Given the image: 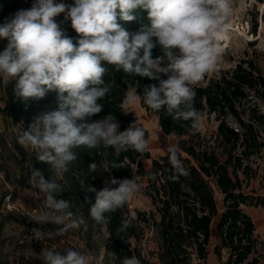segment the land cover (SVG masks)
Returning <instances> with one entry per match:
<instances>
[{
	"label": "clouds",
	"instance_id": "1",
	"mask_svg": "<svg viewBox=\"0 0 264 264\" xmlns=\"http://www.w3.org/2000/svg\"><path fill=\"white\" fill-rule=\"evenodd\" d=\"M2 7V5H0ZM146 10L150 26L130 34L117 22L136 19L135 10ZM64 14L80 38L77 44L69 38L54 19ZM233 14V0H75L70 6L57 0H33L30 8L19 9L0 23V38L8 45L0 52V80L15 81L14 94L23 101L44 98L57 93L58 108L35 117L27 130L22 129L17 142L31 150L38 161L50 166L54 175L46 179L33 169L28 181L42 195L41 210L27 215L38 224L51 223L55 230L33 228L36 241L64 238L72 230L87 223L74 212L69 199H57L65 189L58 178L70 170L75 161L74 148L95 150L109 160L112 169L122 152L145 153L149 149L145 129L134 122L124 131L114 115L93 120L104 105L99 101L111 91L104 77L109 67L130 77H147L157 81L137 93V82L127 80L124 104L127 109L138 103L155 112H163L195 134L201 129L203 113L196 108V91L192 85L211 71L224 53L221 41L227 35ZM158 49L159 54L153 55ZM166 76L167 78H162ZM4 107L0 105V108ZM130 111H125V113ZM109 149L112 152H109ZM166 152L173 182L190 175L179 156L178 145H168ZM96 172V162L89 165ZM156 180L157 175L151 174ZM115 186V187H113ZM95 193L89 216L96 224L108 222V216L122 209L141 190L137 179L109 178L101 190L87 187ZM107 214V215H106ZM130 222H123L125 231ZM61 251L42 250L37 256L41 264H90L89 257L75 247ZM122 264H142L136 255Z\"/></svg>",
	"mask_w": 264,
	"mask_h": 264
},
{
	"label": "trees",
	"instance_id": "2",
	"mask_svg": "<svg viewBox=\"0 0 264 264\" xmlns=\"http://www.w3.org/2000/svg\"><path fill=\"white\" fill-rule=\"evenodd\" d=\"M15 12L0 8V23ZM133 14L136 19L130 22L117 18L121 27L130 34L139 32L142 27L150 26L146 10L137 9ZM54 19L73 43L77 44L80 36L72 28L70 19L66 20L63 13ZM0 39L3 45L8 42L6 38ZM158 54L159 50L154 49L153 55ZM108 67L109 71L104 80L110 85L111 91L99 101L104 105L102 112L92 119L97 120L112 114L121 122L120 131H124L129 125L137 122L133 112L125 115L122 109L124 92L127 90L126 81H136L137 93L140 95L143 94L145 86L158 82L147 77H130L123 69ZM255 69L252 61H239L233 71L219 77L208 78L206 84L192 85L197 93L196 108L203 115L216 113L220 120L218 133L214 138L220 137L224 143L222 154L209 144L208 138L201 135L200 131L193 134L187 126H181L165 113L155 112L141 102L145 109L157 115L162 131L166 135L175 136L179 156L184 167L190 172L187 178L180 177L177 182L168 179L174 172L171 170L167 153L160 158H152L149 150L143 154L128 150L122 152L119 158L123 168L112 169L109 172L106 171L110 167L109 160L114 158L111 154L105 158L95 150L84 147L73 149L76 159L70 165V170L58 178L65 191L57 196V199L71 200L72 210L85 219L87 231L82 227L79 233L86 251L98 256L103 247V264H122L125 258H131L133 254L141 259L142 264H154L142 253L141 245L146 233L151 230L152 241L157 246L155 255L160 264H205L213 236L219 241L214 247V253L222 264H259L260 259L253 257L260 242L255 222L242 208V205L254 207L264 205L263 198L247 194L243 188L244 180L251 175V167L246 159L252 154H259L264 148V140L258 139L255 129V122L261 123L264 120V112H260L259 109L260 103L264 105V75ZM14 87L15 81L5 84L0 80V105L5 103L4 107L0 108V115L3 114L5 120H10L13 125H19L24 121L27 130L37 113L44 114L51 106L57 110L56 92H48L41 99L23 101L15 96ZM250 93L255 94L259 102L254 101L253 121L247 123L242 118L237 104ZM228 115L236 118L239 127L228 123L226 120ZM145 134L147 139L146 129ZM186 136L190 139H186ZM1 141L4 147L7 146L6 140ZM13 143L18 146L17 138L13 139ZM238 147H242L241 152H237ZM109 152L112 150L109 149ZM9 157L14 158L19 169V174L16 175L17 187L30 186L28 181L33 169L40 170L46 179L54 175L50 166L38 161L34 153L31 166L26 165L25 159L16 153L10 154ZM145 159H151L149 168L144 166ZM94 162L97 163L98 169L96 172H90L88 167ZM151 174H156L157 179H150ZM110 177L138 178L139 182L144 179L148 183L144 194L150 198L155 211L137 210L136 217H132L126 204L116 213L110 214L107 223L96 224L89 216L90 203L85 201L87 196L94 202L95 193L87 192L85 189L94 187L101 190ZM7 179H11L9 175ZM217 191L223 195L224 210L221 212L218 208ZM8 195L11 199H16L18 189L2 195L1 202ZM16 218L24 224L22 218L17 215ZM125 221L130 222V226L125 231H120ZM224 249L228 254L225 261L222 260ZM0 264L10 263L0 257Z\"/></svg>",
	"mask_w": 264,
	"mask_h": 264
},
{
	"label": "rangeland",
	"instance_id": "3",
	"mask_svg": "<svg viewBox=\"0 0 264 264\" xmlns=\"http://www.w3.org/2000/svg\"><path fill=\"white\" fill-rule=\"evenodd\" d=\"M33 0H0L3 10L27 9L32 5ZM57 2L65 3L73 6L75 0H57ZM228 38L224 37L221 41L225 46L224 53L216 66L209 72L205 73V79L201 83L206 84L208 78L214 76H221L226 72L233 71L239 61H252L256 69L255 71L261 72L264 75V2L259 0H233V14L228 22ZM232 28V29H230ZM8 45L2 44L0 39V52L4 51ZM247 66V63H245ZM162 78L166 79V76L162 75ZM255 94L250 93L246 99L241 100L237 104L239 111L242 113V118L245 122L253 121V105L255 104ZM259 102V100H257ZM5 105V103H3ZM122 109L134 113L137 117L136 125L143 127L147 130L149 151L152 158H160L165 155L168 145L176 144L175 136L173 134L166 135L158 123L157 115L145 109L141 103H138L134 108L127 109V106L122 103ZM260 112H264V105L260 103ZM54 106L48 107L46 112L54 111ZM45 112V113H46ZM130 112L125 113L128 115ZM42 115L37 113L35 117ZM32 119L31 123L34 121ZM119 123L120 121L116 119ZM228 123L234 127H239V124L234 116L228 115L226 117ZM220 120L216 113H205L204 120L202 122L201 129L199 130L201 135L208 138L209 144L215 147L219 154L224 152V143L218 138H214V135L218 133V124ZM25 130V123L22 121L19 125H13L10 120L6 121L3 114L0 115V136L3 140L7 141V146L4 147L0 137V257L3 260L9 261L10 264H41L37 259V256L42 250L54 249L63 252V249L67 247H75L85 253L89 259L90 264H103L102 255L103 247L101 248L100 255L94 256L91 252L86 251V247L79 230L70 231L66 237L57 240L47 241L46 244L39 245L37 247H31L27 245H20L18 238L24 230V225L20 223L16 215L20 217V212L25 210H32L34 207H38L41 210V200L43 195L30 186L20 187L17 185V176L19 169L16 165L14 158L9 157L10 154L16 153L20 158L25 159V164L32 165V152L31 150H25L22 146H18L13 143V139L18 137L21 130ZM255 129L257 130V136L260 141L264 140V120L263 122H255ZM190 139L189 136L185 137ZM242 147H238L237 152H241ZM259 154H252L250 158L246 159L251 167V175L248 179L244 180V192L255 197L259 196L264 199V148ZM222 156V155H221ZM222 157H225L224 155ZM144 166L149 168L151 166V159H145L143 161ZM2 169V170H1ZM7 175L11 179H7ZM17 175V176H16ZM242 178H244L242 174ZM138 179V178H136ZM139 180V179H138ZM139 182V181H138ZM141 183V190L133 196V198L127 203L128 213L132 217H136L137 210L141 211H155V207L152 205L149 197L145 196L144 191L148 186V183L143 179ZM18 189V196L16 199L6 197L1 202L2 195L6 192H12ZM219 211L224 210L223 195L218 191L216 192ZM9 202L12 206L16 207L14 212L9 208ZM11 206V207H12ZM242 208L252 216L255 226L256 234L259 237V244L257 245L256 252L253 257L260 259L259 264H264V205L258 207L242 205ZM21 218V217H20ZM58 226L46 223V230H55ZM152 232L148 231L141 242L142 253L146 255L150 261L154 264H160L155 252L157 246L152 241ZM151 239V240H149ZM218 239L213 236L209 244V254L205 264H222L214 253V247L218 244ZM227 252L224 249L222 251V260L227 258ZM195 262L197 260L195 259Z\"/></svg>",
	"mask_w": 264,
	"mask_h": 264
},
{
	"label": "built area",
	"instance_id": "4",
	"mask_svg": "<svg viewBox=\"0 0 264 264\" xmlns=\"http://www.w3.org/2000/svg\"><path fill=\"white\" fill-rule=\"evenodd\" d=\"M223 48H226L225 46ZM205 79V74L201 77V79L197 82H195L194 84L196 83H201L202 81H204ZM236 130H238L236 128ZM7 197L10 198V195H8ZM9 208L10 210H12V212H14L13 210L16 209V207L12 206V203L9 202ZM12 206V207H11ZM39 212V208L38 207H34L32 208V210H25V211H22L20 212V217L24 220V230L22 231V233L20 234V237L18 238V243L20 245H27V246H31V247H37L39 245H43V244H46L47 242H44V241H36L35 239H32L31 242L29 243L28 242V237H31L32 236V229L33 228H40V229H45V224L41 225V224H38L37 222L31 220L27 215L31 214V215H35Z\"/></svg>",
	"mask_w": 264,
	"mask_h": 264
},
{
	"label": "bare ground",
	"instance_id": "5",
	"mask_svg": "<svg viewBox=\"0 0 264 264\" xmlns=\"http://www.w3.org/2000/svg\"><path fill=\"white\" fill-rule=\"evenodd\" d=\"M230 29H232V28H230ZM225 37H227L228 38V35H226ZM221 43V42H220ZM221 45H222V43H221ZM223 46V45H222ZM226 46V45H225ZM224 47V46H223Z\"/></svg>",
	"mask_w": 264,
	"mask_h": 264
}]
</instances>
